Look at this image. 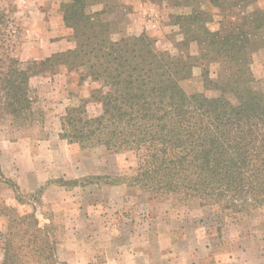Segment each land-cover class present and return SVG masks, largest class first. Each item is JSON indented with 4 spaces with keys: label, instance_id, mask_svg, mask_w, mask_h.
<instances>
[{
    "label": "trees",
    "instance_id": "trees-1",
    "mask_svg": "<svg viewBox=\"0 0 264 264\" xmlns=\"http://www.w3.org/2000/svg\"><path fill=\"white\" fill-rule=\"evenodd\" d=\"M102 1L65 0L62 20L74 46L24 62L15 55L13 21L0 11V120L29 123L30 78L64 67L77 76L79 91L89 88L65 108L58 136L82 149L103 147L135 159L130 176L87 179L138 186L173 205L219 213L264 208V78L256 80L251 70L253 46L264 37V11L243 17L246 30L222 33L214 9L254 0H172L190 10L170 14V25L182 34L173 53L158 49L146 33L115 34L106 11L91 10ZM194 69L201 89L189 92L182 82ZM89 103L100 112L89 115ZM0 215L7 218L1 264H67L57 258L54 225L7 206Z\"/></svg>",
    "mask_w": 264,
    "mask_h": 264
},
{
    "label": "rangeland",
    "instance_id": "rangeland-1",
    "mask_svg": "<svg viewBox=\"0 0 264 264\" xmlns=\"http://www.w3.org/2000/svg\"><path fill=\"white\" fill-rule=\"evenodd\" d=\"M39 1L0 0V11L17 30L15 55L23 62L52 54L50 44L62 48L67 41L69 48L74 46L72 30L62 20L65 0H41L44 18L35 13ZM102 9L115 34L146 33L158 49L173 53L174 42L182 34L170 25V14L190 11L173 5L172 0H103L91 8ZM258 11H264L262 0L214 9L223 20L222 33L239 27L246 30L243 17L251 18ZM196 51L192 43L190 52ZM251 70L256 80L264 78L262 35L253 46ZM76 79L64 67L32 76L31 121L0 120V206L21 214L35 213L40 224L54 225L57 258L67 264H106L108 259L124 263L140 259L156 264H264V208L247 214L219 213L208 206L173 205L138 186L87 179L94 175L130 176L135 159L131 153L103 147L82 149L58 136L65 108L77 102L75 94L84 96L89 88L85 85L79 91ZM199 79L194 69L182 85L189 92L200 90ZM87 111L96 115L100 108L89 103ZM80 178L83 183L70 182ZM7 182L16 184V191ZM6 225V216L0 215V232ZM107 242L111 253L105 247Z\"/></svg>",
    "mask_w": 264,
    "mask_h": 264
},
{
    "label": "crops",
    "instance_id": "crops-1",
    "mask_svg": "<svg viewBox=\"0 0 264 264\" xmlns=\"http://www.w3.org/2000/svg\"><path fill=\"white\" fill-rule=\"evenodd\" d=\"M40 3H41V0L37 3L35 13H37L38 15H40L41 18H44L46 13L40 8V5H39ZM25 10H27V9H25ZM50 45H52L51 46V53L52 52L54 53V52L62 51L64 49L70 47L69 42H67V41L64 42V43H62V46H63L62 48H54V47H56L57 44L56 45L55 44H50ZM109 245H110V242H107V244H105V247H108L109 248L108 250L111 253V251H110L111 246H109ZM142 246L145 247V248H147L146 244H142ZM115 254H116V250H115ZM107 263H110V264H156L153 260H146V261H144V260H140V259L135 260V261H131V262H128V263H124L123 261H119V259L118 260L108 259L107 262H106V264ZM72 264H77V262L74 261V262H72Z\"/></svg>",
    "mask_w": 264,
    "mask_h": 264
}]
</instances>
